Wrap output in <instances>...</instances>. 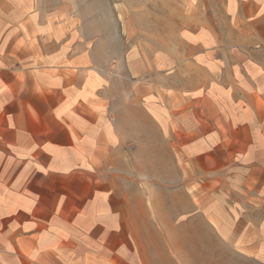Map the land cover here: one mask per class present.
<instances>
[{"label":"crops","instance_id":"0c3cea01","mask_svg":"<svg viewBox=\"0 0 264 264\" xmlns=\"http://www.w3.org/2000/svg\"><path fill=\"white\" fill-rule=\"evenodd\" d=\"M67 1L0 0V264H129L98 225L110 193L104 167L114 163L87 158V150L119 146L113 126H95L94 114L110 105L117 114L134 110L136 91L121 107L119 90L105 103L101 85H86V69L73 63ZM225 7L233 34L227 43L215 34L214 46L194 52L197 88L175 107L190 167L183 178L201 174L207 191L223 188L225 198L241 200L231 205L233 229L243 224L236 209L247 207L253 239L250 232L264 230V0H229ZM86 126L99 141L85 143ZM163 151L156 158L151 150L139 167L169 180L174 170Z\"/></svg>","mask_w":264,"mask_h":264},{"label":"rangeland","instance_id":"374dc122","mask_svg":"<svg viewBox=\"0 0 264 264\" xmlns=\"http://www.w3.org/2000/svg\"><path fill=\"white\" fill-rule=\"evenodd\" d=\"M71 1L72 58L88 71H82L86 85H101L97 89L105 103L119 90L121 107L134 101L128 92L136 91L134 110L121 108L117 114L110 105L94 114L93 124L106 128L107 122L120 140L113 150H87V158L114 163L104 167L105 192L110 193L98 219L101 237L129 264H264V230L247 237L249 208L236 209L243 217L240 227H246L237 230V223L233 229L231 205L241 200L225 198L221 187L207 191L201 174L183 178L190 167L181 154L175 107L197 88L201 71L192 66L198 61L194 52L214 46L215 34L219 43L229 42V0ZM96 13H102L98 21ZM100 29L103 37H95ZM82 129L85 143L100 140L93 128ZM104 131L111 147L113 135ZM164 148L174 170L169 180L139 167L151 150L159 158Z\"/></svg>","mask_w":264,"mask_h":264}]
</instances>
